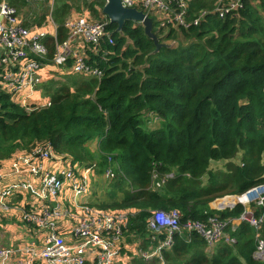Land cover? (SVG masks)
<instances>
[{
    "label": "trees",
    "instance_id": "obj_1",
    "mask_svg": "<svg viewBox=\"0 0 264 264\" xmlns=\"http://www.w3.org/2000/svg\"><path fill=\"white\" fill-rule=\"evenodd\" d=\"M87 1H54L51 16L59 39L66 36L64 21L73 7L84 3L95 18L101 17L106 0ZM10 2L19 10L28 4ZM214 4L191 0L190 21L206 11L200 24L171 29L163 38L158 34L160 41L177 44L157 52L141 24L127 20L117 32V24L110 23L114 44H105L113 53L101 63L105 74L96 78L67 72L64 79H50L43 85L51 100L48 107L27 113L10 95H0V157L49 141L73 163L96 162L99 173L109 157L114 160L110 195L122 197L102 208L135 212L126 232L131 243L124 239L122 248L131 259L120 264H160L158 257L145 260L128 246L146 250L157 245L148 229L156 209H178L182 221L239 217L242 205L223 211L210 203L264 182V0L260 7L247 4L240 19L220 18L212 11ZM46 43L52 57L53 37ZM151 114L158 117L154 126ZM94 141L98 144L92 150ZM212 160L227 162L214 170ZM154 170L160 178L171 176L154 187ZM233 202L226 198L213 205ZM231 235L235 243L222 240L209 251L198 233L184 230L163 250L164 262L264 264L254 257L264 239V223L257 231L244 221Z\"/></svg>",
    "mask_w": 264,
    "mask_h": 264
},
{
    "label": "built area",
    "instance_id": "obj_2",
    "mask_svg": "<svg viewBox=\"0 0 264 264\" xmlns=\"http://www.w3.org/2000/svg\"><path fill=\"white\" fill-rule=\"evenodd\" d=\"M121 1L125 7H135L150 17L158 16V12L162 11L163 16L155 21L153 19L162 35L171 29H189L192 25H199L206 14L203 11L190 21V0ZM214 2L212 11L222 19H240L247 4H261V0ZM110 23L106 16L93 18L88 14H71L64 21L66 36L59 39L58 25L51 14L43 25L29 26L24 23L21 12L10 0H0V95H10L27 113H32L51 105L50 99L43 103L29 101L45 82L46 69L58 67L69 73L102 78L105 68L101 63L109 60L113 54L105 46L114 44ZM48 24L51 30L47 28ZM49 36L53 37L55 47L52 57H49V45L46 43ZM62 77L58 75L56 79ZM20 93H24L23 98L18 97ZM157 120L158 117L154 119ZM108 160L105 176L112 179L116 172L111 166V157ZM46 161L54 165L48 167ZM96 165L92 163L80 167L64 155L56 153L48 141L33 147L28 153L14 157L8 167L4 166L3 158L0 157V219L11 208V197L16 193H28L36 199L37 207L20 206L21 217L37 228L41 237V240L0 246V264H120L125 260L122 248L129 220L135 212L105 210L82 200V196L89 192L91 174ZM159 176L154 170V187H160L171 175ZM31 177L36 179L35 182ZM69 187L73 198L65 204L60 195ZM226 198L219 201H225ZM233 198L231 209L236 205L244 207L241 215L234 219L212 215L206 220L189 218L182 221L178 209H156L149 218L148 228L153 240L158 241L157 245L151 249L134 251L145 260L158 257L160 264H165L163 250L171 248L174 235L184 230L198 233L205 240L209 251L222 240L229 244L235 243L236 238L231 233L244 221L259 231L264 223V182ZM225 206L215 209L222 210ZM65 220H75L68 234L60 230ZM257 237H260L259 234ZM254 257L264 261L263 238L259 239Z\"/></svg>",
    "mask_w": 264,
    "mask_h": 264
},
{
    "label": "crops",
    "instance_id": "obj_3",
    "mask_svg": "<svg viewBox=\"0 0 264 264\" xmlns=\"http://www.w3.org/2000/svg\"><path fill=\"white\" fill-rule=\"evenodd\" d=\"M107 2V0H106ZM190 2L191 0L189 1V9H190ZM54 6V5H53ZM53 10V9H52ZM85 15L88 14L90 16H92L93 18L94 15L91 11H86V13H84ZM70 15V14H69ZM68 15V16H69ZM101 17H104L106 15L103 14L102 10H101V13H100ZM67 16V17H68ZM163 16V12L162 11H159L158 12V16H152V18L155 20H157L158 17H161ZM107 17V16H106ZM53 18V17H52ZM47 20V19H46ZM54 20V19H53ZM110 20V19H109ZM27 22H30L28 21V19H24V23L26 24ZM138 23V22H136ZM37 24V23H36ZM140 24V23H138ZM157 24V23H156ZM33 25V24H31ZM29 25V26H31ZM38 25V24H37ZM41 25V24H40ZM142 25V24H141ZM156 25L154 24V29H155ZM47 28L49 30H51V27L50 25H47ZM158 34H161V33H157ZM159 37V35H158ZM169 41H172V40H167V41H163V42H166V43H169ZM177 44V43H176ZM46 80L45 82L43 83V85L45 83H47L50 79H56V76L58 75H63L64 73H67L66 70H61L59 69L58 67L56 69H46ZM69 73V72H68ZM61 79H64V77H62ZM43 85L42 87H40V91L36 94H33L29 101L31 103H43L45 100L49 99L45 94H44V91H43ZM155 123H158L155 122ZM151 124V122L149 123ZM49 142V141H48ZM96 143V148H97V142L94 141ZM93 143V142H91ZM90 147V146H89ZM92 149V148H91ZM93 150V149H92ZM31 150H28V149H19L17 151H15L14 154H12V156L8 157V158H4L3 157V161H4V166L5 167H8L9 164H10V161L20 155V154H25V153H28L30 152ZM2 158V157H1ZM96 163V162H95ZM45 164L50 167V166H53L54 164L52 162H49V161H46ZM80 167H84V166H87L88 164H78ZM109 165V164H108ZM112 166V165H111ZM108 166H106L107 168ZM113 169L115 170L114 166H112ZM105 168V169H106ZM97 170V168L93 171V173L91 174V179H90V187H91V190L95 191L96 192V188H94V186H92V178H93V183H94V180L96 179L97 180V177L99 176V172ZM93 175V176H92ZM104 175H105V170H104ZM31 179L35 182V178L31 177ZM110 179V178H108ZM113 179V178H112ZM110 179V181L112 180ZM100 198L99 196H97L96 194H93V197H90V196H85L83 197V200L84 201H87L88 203H92V204H100V200L97 199ZM122 197V194H118V198H114L113 200L111 198H108V201H106L107 203L105 202H102L101 205L105 204V205H112L113 202L115 201H119ZM111 199V200H109ZM63 202L65 204H68V200H65V199H62ZM9 202L11 203V208L6 211L4 213V215L1 217L0 219V244L1 243H8L6 246H12V245H17V244H20V243H25V242H29V241H34L36 239H39L41 240V237H40V233L38 232L37 228H35L34 226L26 223L25 221H23L22 217L20 218V215H21V209H20V206H24V207H37V201L36 199H34L30 194L28 193H16L13 197H11L9 199ZM216 202V201H215ZM220 206H224V205H220ZM102 207V206H101ZM215 207H218L215 205ZM102 209V208H101ZM105 209V208H103ZM113 210V208H106L105 210ZM215 209V208H213ZM22 219V220H21ZM21 224V226L18 225ZM72 226V222L69 223L68 220H65L62 225H61V232L62 233H65V234H68L69 231H70V228ZM9 232V235L8 236V239L6 240V237L5 234ZM138 244H135V246H132L130 244H128L129 248H132L133 250H136L138 247H137ZM1 246H5V244L1 245ZM129 258V257H127ZM126 258V259H127Z\"/></svg>",
    "mask_w": 264,
    "mask_h": 264
},
{
    "label": "rangeland",
    "instance_id": "obj_4",
    "mask_svg": "<svg viewBox=\"0 0 264 264\" xmlns=\"http://www.w3.org/2000/svg\"><path fill=\"white\" fill-rule=\"evenodd\" d=\"M54 1L55 0H32V1H30V2H28V4L23 8V9H21V10H19L20 12H21V18L22 19H28V21H30L33 25L32 26H36L37 24L39 25V23H38V20H39V18L41 17V16H43V15H45L46 17L44 18V20L42 21V25L46 22V19H48V17L50 16V14H51V12H52V9H53V5H54ZM90 1H92V0H88L87 2H90ZM260 3V2H259ZM259 3H257L255 6L256 7H260V5H259ZM80 5H82L81 7H80V9H78L76 6L75 7H73V9H72V11H71V13H70V15L72 14V15H74V16H77V15H82V14H84V13H86V11H90L86 6H85V4L84 3H81ZM260 12L261 13H263V10L261 9L260 10ZM37 23V24H36ZM49 25V24H48ZM155 31H158L157 30V27H155ZM160 37L161 38H163L164 37V35H160ZM176 40V39H175ZM174 42V44H176V42L175 41H169V43H173ZM52 69H56V67H52ZM21 96V98H23L24 97V93H20L19 95H18V97H20ZM151 119H152V121H151V125H156L157 123H155V122H157V121H154V119H156V117L155 116H152V114H151ZM89 146H90V148H92L93 150H95L96 149V143L95 142H93V143H89ZM234 161H239V158H236ZM226 162L227 161H224V160H219V161H215V160H212L211 161V163H210V168L211 169H217V168H224V166H225V164H226ZM97 164V163H96ZM114 164H115V162H114V160H113V162L111 163V165L112 166H114ZM96 168H98V164L96 165ZM98 173V172H97ZM93 176V175H92ZM94 178V177H93ZM93 178H92V186H94V188H96V192L95 191H93V190H91V187H90V189H89V192H87L86 193V195H84V196H82V200H83V197H85V196H90V197H93V194H96L97 196H99L100 198H98L97 197V199L98 200H100V204H102V202H105V203H107L106 201H108V198H111L112 200L114 199V198H118V194L120 195L121 193H117V195L115 194L114 195V197H112L111 195H110V193H111V191H112V188H111V184H112V182L113 181H115V178H116V176L110 181V179H108L105 175H104V170L103 171H100V173H99V176L97 177V180L95 179L94 180V183H93ZM205 180H207V178L205 177ZM114 192V191H113ZM235 195H240V194H226V195H224V196H221V197H218V198H216L215 200H213L211 203H210V206H211V208H216L214 205H213V203L215 202V201H218V200H221L222 198H224V197H227V198H233ZM60 198L61 199H65V200H68V201H72V198H73V192H72V189H71V187H69L68 188V190H66V191H62L61 192V195H60ZM81 198V197H80ZM111 199H109V200H111ZM111 200V201H112ZM84 201V200H83ZM92 204V203H91ZM100 204H92V205H94L95 207H98V208H102L101 206H100ZM225 206V205H224ZM230 206L231 205H229L228 207L227 206H225L222 210L223 211H225V210H228V211H232V210H234L235 209V207H237V205L233 208V209H231L230 208ZM103 209V208H102ZM109 210H111V209H109ZM238 217V216H237ZM237 217H233V219L234 218H237ZM20 218H21V215H20ZM230 219V218H229ZM22 220V219H21ZM75 222V220H68V222L69 223H71V222ZM18 225L19 226H21V224H19L18 223ZM69 228H70V226H69ZM149 229V228H148ZM7 235H9V232H7L6 234H5V236H7ZM8 239V236L6 237V240ZM129 238L127 237V235H126V238H125V242H128V243H131V242H129ZM3 244H5V246L7 245V244H9V242L8 243H1L0 244V246L1 245H3ZM130 249H132V248H130ZM123 255H124V258H125V262H128L131 258V252H129V251H125L124 253H123ZM127 256H129V258H127ZM127 258V259H126Z\"/></svg>",
    "mask_w": 264,
    "mask_h": 264
},
{
    "label": "water",
    "instance_id": "obj_5",
    "mask_svg": "<svg viewBox=\"0 0 264 264\" xmlns=\"http://www.w3.org/2000/svg\"><path fill=\"white\" fill-rule=\"evenodd\" d=\"M102 12L106 15L111 23L117 24V32H121L127 20L138 22L144 27L145 34L155 43L154 52L159 51L161 47H170L173 43L160 41L157 33L154 31L153 18L144 11L135 7H125L121 0H107L103 6Z\"/></svg>",
    "mask_w": 264,
    "mask_h": 264
}]
</instances>
